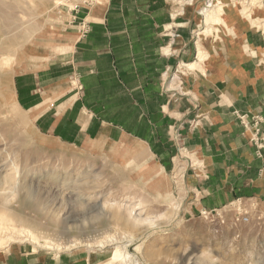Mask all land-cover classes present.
I'll use <instances>...</instances> for the list:
<instances>
[{"label": "rangeland", "instance_id": "rangeland-1", "mask_svg": "<svg viewBox=\"0 0 264 264\" xmlns=\"http://www.w3.org/2000/svg\"><path fill=\"white\" fill-rule=\"evenodd\" d=\"M166 1L162 53L169 63L155 56L147 61L146 80L176 99L188 94L185 81L197 73L183 72L181 64L197 60V30L205 20L198 9L212 0ZM105 4L0 0V251L21 245L50 259L73 253L66 259L80 264H264V204L237 201L218 211H197L193 178L204 175L197 169L202 164L182 145L177 127L170 134L176 152L167 171L144 139L62 142L40 131L19 104L17 79L71 54ZM186 28L192 50L184 55L177 41ZM66 75L67 96L81 99L83 85L74 70L64 67L53 77ZM24 87L28 91L32 83ZM257 118L264 119H251ZM141 128L146 134V126ZM130 145L136 150L129 151ZM115 214L127 221L117 222Z\"/></svg>", "mask_w": 264, "mask_h": 264}, {"label": "crops", "instance_id": "crops-1", "mask_svg": "<svg viewBox=\"0 0 264 264\" xmlns=\"http://www.w3.org/2000/svg\"><path fill=\"white\" fill-rule=\"evenodd\" d=\"M97 12L90 33L71 54L53 58L32 77L17 79L18 102L36 119L38 129L81 145L105 137L144 139L170 171L176 152L170 134L177 127L182 145L204 167L199 169L204 175L193 178L197 211H218L237 201L264 204V149L258 151L252 131L238 117L246 115L250 124L252 117H264V36L237 23L233 32L221 26L220 40L206 43L203 68L185 81L188 94L175 99L153 90L146 80L147 61L155 56L169 63L162 53L167 1L106 0ZM187 17L195 21L190 13ZM189 32L182 29L177 41L184 55L192 50L186 44ZM64 67L78 74L83 85L79 100L74 91L67 96L68 75L53 77ZM28 80L31 89L21 90ZM73 255L50 259L47 253L12 245L0 251V264H80L66 259Z\"/></svg>", "mask_w": 264, "mask_h": 264}, {"label": "bare ground", "instance_id": "bare-ground-1", "mask_svg": "<svg viewBox=\"0 0 264 264\" xmlns=\"http://www.w3.org/2000/svg\"><path fill=\"white\" fill-rule=\"evenodd\" d=\"M205 5H202V7L200 6V8L198 9V12H200V16L204 17L205 20L202 21L203 24L202 30L201 28L198 29L197 43H196L197 51H198L197 60L195 61V63L192 64L181 65V69L185 73L191 72L196 69L200 70L201 68H203L201 65L203 64V61L208 57L207 51L205 49V44L208 42V40H211V43L212 42L217 43L220 40L222 34L221 26L227 32H233V29L237 27L234 25L237 23L239 24V26L243 25L247 29L252 30L253 32L261 33L264 36V0H212L209 4H207L206 7ZM2 35H3V29L0 28V36ZM4 37L5 36H3L2 38ZM263 59H264V55H263ZM133 147H134L133 145H130L128 147V150L129 151L136 150ZM1 167L4 166L2 165ZM3 171L4 170L0 168L1 180L4 178V176L2 177ZM114 216H115L114 217L115 220L119 223L127 221L123 218L121 214H115ZM9 237L10 239H12L13 236L9 234ZM123 258L126 259L125 256H123Z\"/></svg>", "mask_w": 264, "mask_h": 264}, {"label": "built area", "instance_id": "built-area-1", "mask_svg": "<svg viewBox=\"0 0 264 264\" xmlns=\"http://www.w3.org/2000/svg\"><path fill=\"white\" fill-rule=\"evenodd\" d=\"M238 117L240 118V121L242 125L245 127V129L252 131L251 141L258 147L260 151L264 149V130H263L264 129V119L263 118L253 119V123L250 124L246 115H238ZM180 136H181L180 133H178V137ZM182 151H183L182 153L187 154V150L185 148L184 149L182 148ZM192 167H195L196 169L197 165L193 164ZM201 167L202 165H198L197 169L201 170L202 169ZM243 221L248 222V219L244 218Z\"/></svg>", "mask_w": 264, "mask_h": 264}]
</instances>
